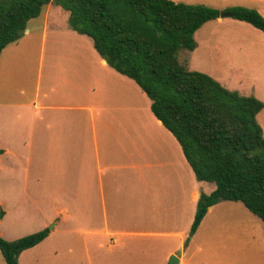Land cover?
Instances as JSON below:
<instances>
[{
  "label": "crops",
  "instance_id": "0c3cea01",
  "mask_svg": "<svg viewBox=\"0 0 264 264\" xmlns=\"http://www.w3.org/2000/svg\"><path fill=\"white\" fill-rule=\"evenodd\" d=\"M210 1L264 15V0ZM69 16L48 4L1 54L3 198L23 195L10 206L25 225L79 231L87 264H168L176 254L178 264H264V223L241 202L211 206L187 242L199 199L216 184L197 179L161 121L147 124V103L137 104L147 95L137 98L135 82ZM5 201L3 217L12 216ZM59 248L72 251L66 239Z\"/></svg>",
  "mask_w": 264,
  "mask_h": 264
},
{
  "label": "trees",
  "instance_id": "16d2710c",
  "mask_svg": "<svg viewBox=\"0 0 264 264\" xmlns=\"http://www.w3.org/2000/svg\"><path fill=\"white\" fill-rule=\"evenodd\" d=\"M50 3L68 11L70 28L91 38L101 58L147 95L151 111L180 143L197 179L216 184L213 193L199 199L190 237L221 201L243 203L264 223V131L257 120L264 102L227 89L179 60L181 50L198 47L195 33L221 12L263 33L264 16L243 6L221 11L173 0H0V58ZM49 234L45 228L13 241L0 236L5 263L19 264V256Z\"/></svg>",
  "mask_w": 264,
  "mask_h": 264
},
{
  "label": "rangeland",
  "instance_id": "374dc122",
  "mask_svg": "<svg viewBox=\"0 0 264 264\" xmlns=\"http://www.w3.org/2000/svg\"><path fill=\"white\" fill-rule=\"evenodd\" d=\"M183 2L192 5H206L212 8L222 6V3H214L210 0H183ZM225 3L233 4L227 1ZM261 10L264 8L261 7ZM219 19L207 22L195 33L198 47L193 52L181 50L179 60L188 61L190 70L212 76L227 89L238 91L244 96H256L264 102V33L252 25L232 17ZM86 41L93 44L88 37ZM134 85L135 93L139 98L143 92L136 83ZM146 101L140 99L137 104L144 103L146 105L147 103V124H149V122L156 121V118L151 111L148 97ZM257 120L264 131V109L258 114ZM150 132L152 133L153 129L151 130V126H147V137H149ZM22 198L21 193H11L9 199L3 198L0 193V236L5 240H17L44 229L42 225L41 227L39 225H25L22 218L18 216L20 211L16 207L10 206V201L15 203ZM5 199L7 206L12 208V216L3 217L5 211L2 200ZM52 224L50 223L45 227L50 232L54 231V234H51L53 235L51 240L47 239L44 243L42 241L43 244L38 246L39 243L36 245L37 248L35 246L29 251L23 252L19 256V264H87V255L82 247L80 234H78L80 232H61L64 226L60 224L52 227ZM73 229H78V227H73ZM64 239L71 244L72 251L70 253L61 251L59 248L60 241ZM188 241H190V235ZM91 262L94 263V256ZM0 264H6L1 252Z\"/></svg>",
  "mask_w": 264,
  "mask_h": 264
},
{
  "label": "water",
  "instance_id": "95a60500",
  "mask_svg": "<svg viewBox=\"0 0 264 264\" xmlns=\"http://www.w3.org/2000/svg\"><path fill=\"white\" fill-rule=\"evenodd\" d=\"M232 17V14L230 12H222L220 18H228ZM179 254L172 255L169 259L168 264H178L179 259H178Z\"/></svg>",
  "mask_w": 264,
  "mask_h": 264
}]
</instances>
